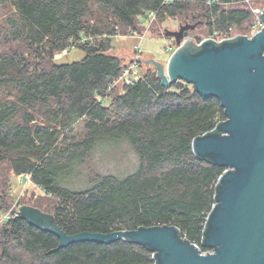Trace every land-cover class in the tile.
<instances>
[{
    "label": "trees",
    "instance_id": "16d2710c",
    "mask_svg": "<svg viewBox=\"0 0 264 264\" xmlns=\"http://www.w3.org/2000/svg\"><path fill=\"white\" fill-rule=\"evenodd\" d=\"M248 1L0 0V169L29 175L48 198L31 206L67 234L174 225L207 250L205 220L225 167L196 155L191 143L217 132L220 101L182 80L167 87L151 69L118 87L125 65L111 40L151 15L182 17L222 37L248 29ZM71 48L83 58L53 61ZM115 138L129 140L137 169L124 177L88 171L91 184L74 189L98 145ZM5 203L1 194L0 210ZM15 215L0 226V264H154L150 249L127 239L58 248L56 235Z\"/></svg>",
    "mask_w": 264,
    "mask_h": 264
},
{
    "label": "water",
    "instance_id": "95a60500",
    "mask_svg": "<svg viewBox=\"0 0 264 264\" xmlns=\"http://www.w3.org/2000/svg\"><path fill=\"white\" fill-rule=\"evenodd\" d=\"M259 19L264 21V8ZM197 24L165 29L162 34L172 37L176 48L165 65L147 63L157 67L165 86L182 80L205 97H217L224 110L217 132L191 143L196 155L225 167L201 241L211 252L203 253L174 225L67 234L51 213L37 207L21 205L15 216L56 235L58 248L127 239L150 249L154 264H264V27L251 37L195 42L185 32Z\"/></svg>",
    "mask_w": 264,
    "mask_h": 264
},
{
    "label": "rangeland",
    "instance_id": "374dc122",
    "mask_svg": "<svg viewBox=\"0 0 264 264\" xmlns=\"http://www.w3.org/2000/svg\"><path fill=\"white\" fill-rule=\"evenodd\" d=\"M255 12L257 9L264 8V0H249L246 3ZM186 23L182 17L166 18L164 21L158 22L154 17H140L138 29H127L125 32H118L112 37L111 52L118 55L125 65L124 69L128 70L127 78L130 76H138L146 70L151 69L155 73L157 67L153 63H147L149 59L166 64L170 54L176 48L175 41L170 36H164L162 33L165 29L177 30L180 24ZM193 23V22H189ZM258 16L254 15L250 22L244 25L248 29L241 28L230 29V34H224L222 37H233L236 35L250 34L260 26ZM187 37L195 42L209 38L207 29L201 25L194 29L186 31ZM209 35V36H208ZM202 38V39H201ZM200 39V40H199ZM84 52L78 48H71L54 55L55 63H68L82 59ZM138 60L136 65L135 61ZM145 61V62H144ZM127 73V72H125ZM125 80L124 77L122 81ZM121 80L117 81L120 87ZM92 157L85 167L86 173H82L83 179L72 182L74 189L88 187V176L91 172L101 175L112 174L118 177H124L132 174L138 166V155L133 150L130 142L126 138H115L103 141L92 153ZM83 171V170H82ZM88 171H91L90 173ZM8 177V186L3 188L2 182L4 177ZM4 189V190H3ZM4 194L5 205L0 210V226L4 219L18 211V208L24 204H35L37 197L42 195V202L46 204L48 198L44 196L43 191L32 184L26 177L13 175L6 167L0 169V195Z\"/></svg>",
    "mask_w": 264,
    "mask_h": 264
},
{
    "label": "built area",
    "instance_id": "2783aa9c",
    "mask_svg": "<svg viewBox=\"0 0 264 264\" xmlns=\"http://www.w3.org/2000/svg\"><path fill=\"white\" fill-rule=\"evenodd\" d=\"M252 12H253L254 15L258 16V19H259V15L261 14L262 9H257L255 12L252 10ZM151 16L154 17V15H151ZM259 21H260V19H259ZM260 23L261 24H260V26H259L258 29H256L255 31L251 32L250 34H245V35L248 36V37H251L255 32L261 30L262 27H264V21L263 22L260 21ZM233 37H235V36H233ZM233 37H217L215 35H212V36H209V38H207V39H212L215 42H218L219 43V42H221V41H223L225 39H231ZM137 61H138V57H137V60L135 61V65H136ZM125 72H127V73H125ZM127 76H129L128 75V70L127 69H124V71H123V73H122V75H121V77L119 79L122 80V78L124 77L125 80H123V81H125L126 83H129L131 81V79L127 78ZM24 177H26V179H29L30 178L29 175H27V174H25ZM15 214H16V212H15ZM193 244H195V243H193ZM195 246L197 248H199V246L197 244H195ZM202 252L203 253H205V252H211V250H205V251H202Z\"/></svg>",
    "mask_w": 264,
    "mask_h": 264
}]
</instances>
